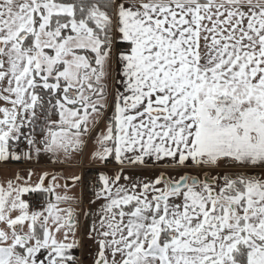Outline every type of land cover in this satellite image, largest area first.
<instances>
[{"label":"snow or ice","instance_id":"obj_1","mask_svg":"<svg viewBox=\"0 0 264 264\" xmlns=\"http://www.w3.org/2000/svg\"><path fill=\"white\" fill-rule=\"evenodd\" d=\"M0 264H264V0H0Z\"/></svg>","mask_w":264,"mask_h":264}]
</instances>
